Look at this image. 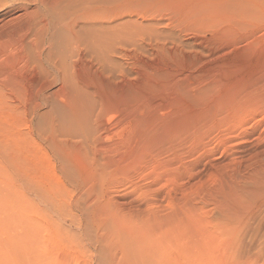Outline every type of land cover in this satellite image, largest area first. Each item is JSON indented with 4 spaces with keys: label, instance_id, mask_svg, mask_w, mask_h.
Masks as SVG:
<instances>
[{
    "label": "bare ground",
    "instance_id": "bare-ground-1",
    "mask_svg": "<svg viewBox=\"0 0 264 264\" xmlns=\"http://www.w3.org/2000/svg\"><path fill=\"white\" fill-rule=\"evenodd\" d=\"M184 2L180 6L174 0H0V10L17 7L24 11L19 22L0 26V156L10 173L2 190L5 193L0 190V264L36 263L40 255L28 247L39 245L43 223L45 230L51 227L67 240H85L91 254H104L110 264H264V147L231 176L225 193L203 192L195 200L187 187L176 193V202L171 206L170 200L169 210L163 211L155 187L149 186L146 192L150 191L152 198L141 208L111 212V194L105 188L108 175H97L85 167L86 174L81 176L82 168L54 141L58 136H74L85 149L89 145L95 154L103 151L98 120L94 132L86 129L83 133L85 109L81 105L94 100L85 91L87 80L73 73L78 64L85 73L93 65L102 73L111 67V56L123 60L130 45L153 40V27L147 32L149 28L138 20L145 7H196L193 16L181 17L186 22H197L202 11L224 12L240 21L264 16V0ZM16 66L18 70L32 69L38 76L34 96L22 94L19 98L29 106V120H42V126L37 127L39 137L52 145L56 158L51 163L52 179L41 175L32 156L24 157L22 148L16 149L10 138L3 136L4 126L21 116L13 111L9 95ZM48 79L67 88L75 98L71 97L68 105L52 99L45 93ZM32 103L47 106L46 114L37 113ZM74 147L78 149L76 144ZM104 167L100 166L101 171ZM93 174L100 180L99 189L87 184ZM208 205L212 208L206 211ZM11 207L13 219L8 216ZM78 208L83 210V222L74 211ZM212 210L218 213L214 222ZM22 217L27 235H20L14 227L12 234L8 221L13 220L15 226Z\"/></svg>",
    "mask_w": 264,
    "mask_h": 264
},
{
    "label": "rangeland",
    "instance_id": "rangeland-1",
    "mask_svg": "<svg viewBox=\"0 0 264 264\" xmlns=\"http://www.w3.org/2000/svg\"><path fill=\"white\" fill-rule=\"evenodd\" d=\"M174 1L180 6L185 3ZM1 8L0 26L24 17L20 8ZM195 9L145 7L138 20L149 28L147 32L154 28L150 32L154 41L130 45L123 60L111 56L110 70L101 73L93 65L85 73L78 64L73 73L87 80L85 91L94 100L82 102L83 133L86 129L94 132L98 120L103 151L95 154L89 145L85 149L74 136H58L54 141L82 168L81 176L86 174L85 167L97 175H108L105 188L115 197H109L111 212L141 208L152 198L150 191L146 192L149 186L155 187L163 211L169 210L171 202V206L176 202V193L187 187L195 200L203 192H227L232 177L264 147V16L240 21L224 12L202 11L197 22L184 21L186 15L196 13ZM13 75L9 95L13 111L21 116L4 126L3 136L10 138L16 149L22 148L24 157L32 156L41 175L52 179L51 163L56 158L52 145L39 137L37 127L42 126V120H29V106L19 98L22 94L34 96L38 76L32 69L18 70L17 66ZM50 80L45 93L68 105L75 95ZM32 104L37 113L46 114L47 106ZM92 159L95 162L88 163ZM101 165L105 166L103 171ZM3 166L0 156L1 191L10 174ZM87 184L94 189L102 186L94 174ZM74 211L83 222V210ZM211 214L212 222L217 221L218 213L212 210ZM8 216L13 219V208ZM8 222L12 234L14 227L20 235H27L25 218L18 219L15 226L13 220ZM43 225L39 245L28 247L40 255L32 264H110L104 254H91L85 240H67Z\"/></svg>",
    "mask_w": 264,
    "mask_h": 264
}]
</instances>
